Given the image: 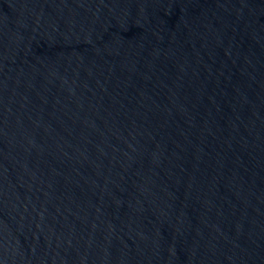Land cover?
I'll return each instance as SVG.
<instances>
[{
	"label": "water",
	"instance_id": "water-1",
	"mask_svg": "<svg viewBox=\"0 0 264 264\" xmlns=\"http://www.w3.org/2000/svg\"><path fill=\"white\" fill-rule=\"evenodd\" d=\"M0 264H264V0H0Z\"/></svg>",
	"mask_w": 264,
	"mask_h": 264
}]
</instances>
